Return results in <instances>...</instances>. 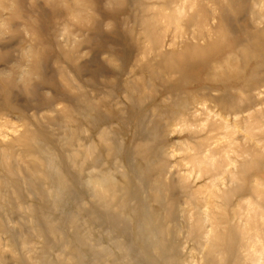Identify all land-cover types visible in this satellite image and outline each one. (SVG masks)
I'll use <instances>...</instances> for the list:
<instances>
[{
	"label": "rangeland",
	"instance_id": "1",
	"mask_svg": "<svg viewBox=\"0 0 264 264\" xmlns=\"http://www.w3.org/2000/svg\"><path fill=\"white\" fill-rule=\"evenodd\" d=\"M0 264H264V0H0Z\"/></svg>",
	"mask_w": 264,
	"mask_h": 264
},
{
	"label": "bare ground",
	"instance_id": "2",
	"mask_svg": "<svg viewBox=\"0 0 264 264\" xmlns=\"http://www.w3.org/2000/svg\"><path fill=\"white\" fill-rule=\"evenodd\" d=\"M258 255H259V254H258ZM258 255H257V256H258ZM78 256H79V255H78ZM259 256H260V255H259ZM257 262H258V261H257Z\"/></svg>",
	"mask_w": 264,
	"mask_h": 264
}]
</instances>
